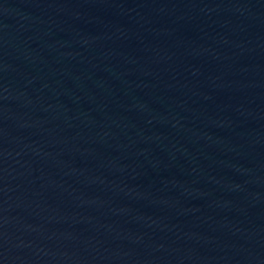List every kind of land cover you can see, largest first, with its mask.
<instances>
[{
    "label": "water",
    "instance_id": "obj_1",
    "mask_svg": "<svg viewBox=\"0 0 264 264\" xmlns=\"http://www.w3.org/2000/svg\"><path fill=\"white\" fill-rule=\"evenodd\" d=\"M0 264H264V0H0Z\"/></svg>",
    "mask_w": 264,
    "mask_h": 264
}]
</instances>
